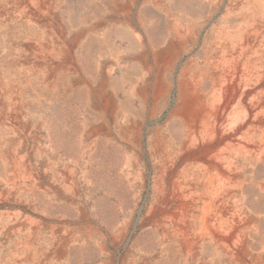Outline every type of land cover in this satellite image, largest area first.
<instances>
[{"label":"bare ground","instance_id":"obj_1","mask_svg":"<svg viewBox=\"0 0 264 264\" xmlns=\"http://www.w3.org/2000/svg\"><path fill=\"white\" fill-rule=\"evenodd\" d=\"M59 1L67 3V21L42 0H1L12 7L24 4L30 19L51 15V20L42 17L37 29L25 26V36L31 32L27 39L15 40V50L22 53L9 60L10 66L22 72L0 80L1 128L24 136L30 132L25 114L32 107L23 95L31 90L36 104H47L44 97L51 95L78 99L91 117L85 138L124 145V171L146 191L135 225L154 233L158 250L127 263L131 250L126 249L121 262L116 256L107 263L264 264V0H228L217 36L205 37L199 47L200 25L188 16L200 0H144L141 5L107 0V10L90 1ZM89 11L99 21L88 22ZM48 103L49 133L63 143L61 109ZM8 149L0 152V241L24 238L0 251V264H28L46 256L31 245V237L47 227L49 238L58 232L46 217L29 215L33 205L25 210L21 205L30 201L20 182L39 193L42 166L28 152ZM68 167L53 173L64 182L59 192L76 182V171ZM133 219L108 236L111 255L125 242ZM52 243L58 253L67 248L66 241ZM99 248L107 251L105 242ZM49 251L56 256V250Z\"/></svg>","mask_w":264,"mask_h":264},{"label":"rangeland","instance_id":"obj_2","mask_svg":"<svg viewBox=\"0 0 264 264\" xmlns=\"http://www.w3.org/2000/svg\"><path fill=\"white\" fill-rule=\"evenodd\" d=\"M42 1H44L48 10L51 9L50 11L54 10V12H59L62 20L67 21V16L65 14L66 8L68 7L67 3L60 2L59 0ZM85 1H90V5L94 3L99 6L100 9L105 10H107V4L109 5L107 0H93V2L92 0H83V2ZM143 1L144 0H137L138 4ZM217 1L218 0H200L198 2L199 6L196 7V10L190 9V12L193 15H189L188 17L191 18L193 22L199 24L201 28L198 47L205 37H212L213 35L214 37L217 36L219 30L218 26H222L225 22L223 21V10L224 4L228 0H222L223 3L221 0ZM50 5H52V7ZM23 6L24 4L22 5L19 2L12 7L11 4L7 2L1 3L0 0V80L2 81L7 82L10 79H14L17 76L15 75V72L18 70L22 72V67L16 68V65L13 67L10 66L9 60H11L12 57H19L22 53V50H15V40L27 39V37L31 34L30 32L27 37L25 36V32L23 31L25 30V26L33 30L42 25V17H44V19L47 17L51 20V15L50 17L40 16V19H30V16H26L23 12V10H26ZM13 12L16 13L15 17L7 16ZM176 15H178V13H176ZM89 17L88 22L90 23L99 21V16H95L91 12L89 13ZM10 18L12 20H10ZM34 19L40 21V23ZM24 20H28L27 25L20 23ZM104 32L105 28L100 33H103L102 35H104ZM109 39L115 40L112 35H109ZM12 50H14V54L12 53ZM4 59L6 61H4ZM34 89H36V80L33 78L32 91H34ZM30 95L31 90L27 91V93L23 95L24 100L32 107L25 114L32 125L30 132L24 136L19 132L5 131L0 126V148H2L0 149V152L3 153V151H6L8 148L10 149V152L13 151L19 155L28 152L29 159L33 163L39 164L40 167L42 166L44 176L42 175L38 179V181L41 182L40 184H42V189L38 188L39 193L29 191L27 186H25L22 181L20 182L25 198L30 201V203L27 202L28 204L22 203L21 205L25 206L26 204L27 206L23 207V210L33 205L31 207L32 211H28L29 215H36L34 218L46 217L45 219L50 223L49 225H51L52 228H56V232L59 234L57 233L55 238L54 235H50L51 238H49L48 236L50 233L48 231L51 227H47L43 229L44 232L41 235H33L30 240L32 241L31 245H33L37 251L45 252L46 256L41 257V259L37 261H29L28 264H37L39 262H41V264H109L106 262L108 261L107 259L111 257L116 259V256L121 262L123 257H120L125 255L126 249L131 250L130 255L128 254V256L125 257V261L127 263H132L135 258H141L149 253L155 256L158 247L154 245V242H152L154 233L147 230L144 226L137 225L138 227H136L135 225L138 218L141 216L139 210L144 205L146 191H141L140 184L138 182H131L129 175H127L124 171V159L126 157L124 145L120 143L117 144L115 140L110 138H97L95 142H93L94 138L86 139L84 129L91 121V117L84 108V104L76 98L59 100L51 95L44 98L48 101H52L55 106L60 107L61 119L65 125L66 131V138L63 143L54 141L53 135H50L49 133V131H53V123H51L53 121L51 111L52 106L49 104L50 102L48 103L47 101V104L44 105L36 104ZM38 123L40 124L39 128H35L34 125ZM147 126H151V124L147 123ZM75 131L77 133H75ZM89 146L92 148L91 155L89 153H85V148ZM63 167L75 170L77 176L74 177L76 181L74 184L67 182L71 185L70 189L66 190V192H59V188L63 189L64 182L61 177H56L53 173L56 171L60 173L61 168ZM3 185L5 186L6 184ZM5 187H7V185ZM44 206H46V208ZM130 217L134 219L132 220L126 233L125 242H127L121 243L114 250V253L116 251L117 252L114 255H111L109 253L112 251L110 243L109 246H107V242L109 241L108 236L112 235V233L121 224H123L124 221L130 219ZM17 236L14 235V237L7 241L6 239L1 238L0 251H6L8 249L7 246L14 242L23 241L24 236ZM34 238L37 239L35 240ZM65 241L67 248L61 249L60 253H58L57 248H53L51 245V242H58L61 245ZM104 242L107 247V251H105V253H103L99 248V244ZM49 248L56 250L55 257L52 256ZM47 254L49 256H47ZM17 260L19 261V258ZM113 262L114 260L111 263ZM115 264H119V262L116 261Z\"/></svg>","mask_w":264,"mask_h":264}]
</instances>
